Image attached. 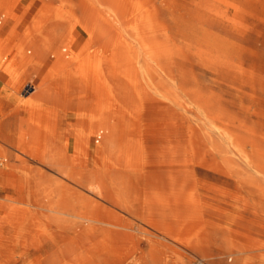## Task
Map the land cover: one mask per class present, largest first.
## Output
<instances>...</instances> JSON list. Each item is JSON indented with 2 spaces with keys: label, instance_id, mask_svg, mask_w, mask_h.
<instances>
[{
  "label": "rangeland",
  "instance_id": "obj_1",
  "mask_svg": "<svg viewBox=\"0 0 264 264\" xmlns=\"http://www.w3.org/2000/svg\"><path fill=\"white\" fill-rule=\"evenodd\" d=\"M92 1L95 79L79 0H0V264H264V0Z\"/></svg>",
  "mask_w": 264,
  "mask_h": 264
},
{
  "label": "bare ground",
  "instance_id": "obj_2",
  "mask_svg": "<svg viewBox=\"0 0 264 264\" xmlns=\"http://www.w3.org/2000/svg\"><path fill=\"white\" fill-rule=\"evenodd\" d=\"M80 5L82 6L83 11V17L86 19V32L85 35H79L78 41L80 42L81 39L86 38V42L83 46L81 47V50H83V53H87L89 55L87 57V61L91 64L92 69L94 71V74L92 75V78L95 79L99 77V71L100 66L102 63L109 65L110 64V59L104 55L101 57V41L103 39H106L107 35H110V30L112 28V19H111V14H104L102 11L97 10L96 7H94V3L92 0H79ZM72 17L75 18L77 22H80V18H77V15L75 12H72L71 14ZM151 13H148V18L146 19V24L148 26V29H150L153 25V19H152ZM82 17V18H83ZM103 38V39H102ZM0 41V45H1ZM15 45V44H14ZM82 43H80V46ZM79 48V47H77ZM16 50L19 53V56L17 58V61H20L25 55L28 56V58H31V55L28 53L26 54L25 50L19 46L16 45L14 48H6L4 52H0L1 54H9V59L7 62V65L5 66L4 70L9 68L10 65L15 61V59L12 56V51ZM79 53V51L77 52ZM103 53V52H102ZM80 54V53H79ZM18 55V54H17ZM96 82V80H95Z\"/></svg>",
  "mask_w": 264,
  "mask_h": 264
},
{
  "label": "crops",
  "instance_id": "obj_3",
  "mask_svg": "<svg viewBox=\"0 0 264 264\" xmlns=\"http://www.w3.org/2000/svg\"><path fill=\"white\" fill-rule=\"evenodd\" d=\"M18 63H19V68L16 71V73L12 76L11 80L9 81L8 88H14L15 85L17 86L22 81L23 73L27 72L29 70V66L32 64L31 60L28 58L27 55H25L20 61H18ZM15 64H17V63H15V61H14L10 65L9 68L5 69L1 73L0 79L3 78V74H5V72L9 71V69H11V67Z\"/></svg>",
  "mask_w": 264,
  "mask_h": 264
}]
</instances>
